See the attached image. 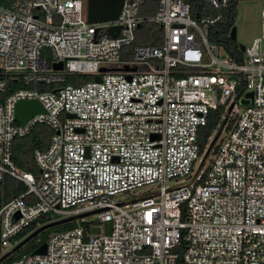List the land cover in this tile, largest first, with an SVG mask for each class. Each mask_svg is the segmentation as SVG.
Returning <instances> with one entry per match:
<instances>
[{
    "label": "built area",
    "instance_id": "obj_1",
    "mask_svg": "<svg viewBox=\"0 0 264 264\" xmlns=\"http://www.w3.org/2000/svg\"><path fill=\"white\" fill-rule=\"evenodd\" d=\"M229 3L123 0L116 19L89 22L87 0H0V94L11 79L25 85L0 99V181L27 186L0 206V251L41 214L81 215L44 253L9 264H264V30L239 58L212 41ZM144 24L155 34L138 35ZM69 74L100 81L63 85ZM30 98L45 112L20 124L15 103ZM218 109L200 151L198 130ZM37 124L52 134L33 152L36 176L11 155Z\"/></svg>",
    "mask_w": 264,
    "mask_h": 264
},
{
    "label": "trees",
    "instance_id": "obj_2",
    "mask_svg": "<svg viewBox=\"0 0 264 264\" xmlns=\"http://www.w3.org/2000/svg\"><path fill=\"white\" fill-rule=\"evenodd\" d=\"M239 0H230L229 5L223 9V20L219 23L212 31L210 39L221 44L233 57L239 58L241 56V51L239 50V45L234 39L230 37L231 27L234 25L237 5ZM143 42L148 44L156 43V40L152 37L144 38ZM135 43H140L135 41ZM93 75L91 74H69L66 76L64 84H73L80 85L86 81L93 80ZM8 83L7 89L4 94H0V99L5 94H9L16 88L24 87L22 81L11 79ZM55 84H43L39 85L40 90H49L53 89ZM221 109L212 110L209 113L208 122L205 126L199 128L197 133V141L200 145V151H203L208 137L212 134L216 128L217 123L219 122ZM220 129V128H219ZM218 132V131H217ZM52 134V129L45 124L35 125L27 134L22 136H16L12 144V160L14 164L25 171L32 172L34 175H38L39 170L35 163L33 152L35 149H45L48 146L49 138ZM217 133H215L216 137ZM27 186L22 182L13 177L6 176L3 180L0 181V206L7 200L20 195L25 192ZM52 217L49 214H41L36 219H34L29 225H27L23 230L18 232L13 238L12 242H17L34 230L39 225H42L50 221ZM76 221L65 222L56 226L49 227L29 241H27L23 246H21L16 253L11 254L5 258L0 264H9L11 261L16 258L32 253L33 250L40 245L41 243L47 241L48 236L53 232H58L62 230H67L76 226ZM0 251V255H1ZM180 264V263H179Z\"/></svg>",
    "mask_w": 264,
    "mask_h": 264
},
{
    "label": "water",
    "instance_id": "obj_3",
    "mask_svg": "<svg viewBox=\"0 0 264 264\" xmlns=\"http://www.w3.org/2000/svg\"><path fill=\"white\" fill-rule=\"evenodd\" d=\"M123 4V0H87V7H86V11H87V19L89 22H103V21H109V20H114L117 18L120 9L122 7ZM119 28L120 26L116 25H112L110 27L107 28V32L112 36L115 37L117 36L118 32H119ZM230 37L232 39H235V27L232 26L231 30H230ZM240 49L242 50L244 48V45H239ZM52 67L53 69H62L63 64L61 61L59 62H54L52 63ZM124 69H127L128 66L125 65L123 67ZM109 68L107 67H101L100 71H106ZM93 79L95 81H100V75H94ZM249 95H251V92L249 93ZM242 103H247L248 100H242ZM45 112V109L43 107V105L36 99V98H30V99H19L14 106V119L19 122L20 124H24L26 123V121L32 117L33 115L37 114V113H43ZM69 116H73V114L68 113ZM215 139H213L211 141V143L208 145L205 154H204V158L208 155V153L211 150V147L214 143ZM203 160L200 163V166L197 170V172L199 171V169L202 167L203 165ZM196 172V174H197ZM196 174L192 177V179L188 182L190 183L196 176ZM155 193H146L140 196H137L131 200H135V199H139L141 197L147 196V195H152ZM128 201H123L120 204L123 203H127ZM81 215H71V216H67V217H62V218H57V219H52L42 225H39L38 227H36L34 230H32L30 233H28L26 236H24L22 239H20L19 241H17L12 247H10L9 249H7L5 252H3L0 255V263L7 258L8 256H10L11 254H13L15 251H17L21 246H23L27 241H29L31 238H33L35 235H37L38 233H40L41 231L52 227V226H56L65 222H69V221H73L75 220L77 217H80ZM46 250V241L41 243L40 245H38L32 253H44Z\"/></svg>",
    "mask_w": 264,
    "mask_h": 264
},
{
    "label": "rangeland",
    "instance_id": "obj_4",
    "mask_svg": "<svg viewBox=\"0 0 264 264\" xmlns=\"http://www.w3.org/2000/svg\"><path fill=\"white\" fill-rule=\"evenodd\" d=\"M264 0H239L237 5V12L234 22L235 27V41L238 45L247 46L251 43L253 38L260 36L264 30ZM141 30L148 31L149 35L155 34V29L152 24H144L141 27ZM139 42L140 39H138ZM44 56L52 61L51 55L49 51L43 50ZM126 59V57H123ZM214 134L216 131H213ZM210 154V153H209ZM211 157V154L209 155ZM145 187H141L135 189L133 191H127L126 193L117 195V197H121L123 195L127 197H133L135 194L137 195L139 192H144ZM184 191L179 189L170 192L169 197L173 199H177L179 196H183ZM89 218L91 215H88ZM52 220V219H51ZM108 226V223H106ZM5 252V251H4ZM15 251L14 253H16ZM3 253V252H2Z\"/></svg>",
    "mask_w": 264,
    "mask_h": 264
},
{
    "label": "crops",
    "instance_id": "obj_5",
    "mask_svg": "<svg viewBox=\"0 0 264 264\" xmlns=\"http://www.w3.org/2000/svg\"><path fill=\"white\" fill-rule=\"evenodd\" d=\"M154 2H152V1H148L145 5H144V7H143V9H142V11H145V12H152L153 11V7H154ZM145 9V10H144ZM137 34L138 35H141L142 34V30L141 29H139L138 31H137Z\"/></svg>",
    "mask_w": 264,
    "mask_h": 264
}]
</instances>
